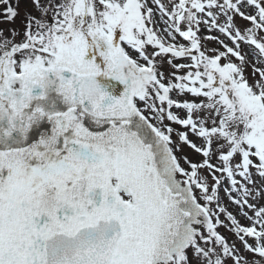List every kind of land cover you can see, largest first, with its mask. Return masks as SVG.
<instances>
[{
	"label": "snow or ice",
	"instance_id": "1",
	"mask_svg": "<svg viewBox=\"0 0 264 264\" xmlns=\"http://www.w3.org/2000/svg\"><path fill=\"white\" fill-rule=\"evenodd\" d=\"M31 4L0 31V264H264V0Z\"/></svg>",
	"mask_w": 264,
	"mask_h": 264
},
{
	"label": "rangeland",
	"instance_id": "2",
	"mask_svg": "<svg viewBox=\"0 0 264 264\" xmlns=\"http://www.w3.org/2000/svg\"><path fill=\"white\" fill-rule=\"evenodd\" d=\"M18 11H19V15L16 17V19L13 22L6 21V22L1 23V30L0 31H3V33L5 35H7L11 29H15L17 33H22L23 28H24V24H25V17L30 12L35 14V15H39V13L34 11V9L32 7V4H31V0H20V3H18ZM237 22L239 24H241V25H244V24L247 23V22H245L243 20H239V19H238ZM208 46L209 47H216L217 45L209 44ZM245 51L247 52L249 50L247 48H245ZM164 70L166 72L170 71V69L167 66H165ZM251 71H252V69L250 67L248 69V72L251 73ZM181 115H183V113H181ZM184 154H186L189 158H192V159H196L197 158V157H194V155L192 153V150L187 148V147L184 148ZM221 196L224 198L223 202H224L225 206H227L229 208V210L232 211L234 214L238 215V219H240L241 223L247 224L248 221L242 216V214H240L241 210L237 206H235L234 204H232L230 202L229 198L225 195V193L223 191L221 192ZM261 203L264 204V201H261ZM221 219L224 220L225 217L222 216ZM225 223H227L226 220H225ZM219 231L222 234H224L230 242L236 243L237 246L239 247V242H238V240L236 239L235 235L232 232L228 231L224 227H221L219 229ZM249 259H252V257H249Z\"/></svg>",
	"mask_w": 264,
	"mask_h": 264
},
{
	"label": "trees",
	"instance_id": "3",
	"mask_svg": "<svg viewBox=\"0 0 264 264\" xmlns=\"http://www.w3.org/2000/svg\"><path fill=\"white\" fill-rule=\"evenodd\" d=\"M13 2H14V6H17L18 3H20V0H13ZM0 12H2V8H0ZM6 21L7 20L2 15H0V30H1V23Z\"/></svg>",
	"mask_w": 264,
	"mask_h": 264
}]
</instances>
